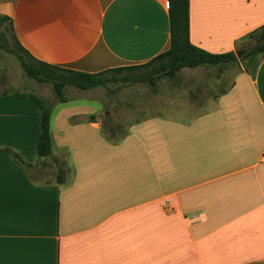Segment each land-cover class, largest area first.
<instances>
[{"label": "crops", "instance_id": "1", "mask_svg": "<svg viewBox=\"0 0 264 264\" xmlns=\"http://www.w3.org/2000/svg\"><path fill=\"white\" fill-rule=\"evenodd\" d=\"M201 1L189 0L190 42L236 51L244 31L210 30ZM0 15L34 58L75 71L169 46L157 0H0ZM250 56L202 111L157 113L117 140L92 104L58 102L44 181L27 171L46 161L37 101L0 94V264H264V51Z\"/></svg>", "mask_w": 264, "mask_h": 264}, {"label": "rangeland", "instance_id": "2", "mask_svg": "<svg viewBox=\"0 0 264 264\" xmlns=\"http://www.w3.org/2000/svg\"><path fill=\"white\" fill-rule=\"evenodd\" d=\"M198 8L200 15L211 20L210 30L221 26L223 34L229 37L235 31H244L237 39L238 49L248 43L246 34L263 19L259 12L264 9V0H202ZM235 14L239 15L236 20ZM1 16L0 94L26 93L56 112L62 105L58 104L60 100L52 83L27 75L24 64L33 61L14 41L9 21ZM248 46L251 48L252 43ZM241 63L243 61L239 59L221 66L197 65L171 69L165 60H156L139 68L105 72L101 75L104 83L89 88L66 84L63 95L66 101H71V105L92 104L103 133L111 140H117L128 133L133 124L157 113L178 111L191 115L192 112L202 111L205 102L215 91H222L231 85L234 74L241 70ZM51 155L44 157L46 161L39 163L41 166L27 168L33 179L44 181L47 177L45 173L50 172L48 165L52 164Z\"/></svg>", "mask_w": 264, "mask_h": 264}, {"label": "trees", "instance_id": "3", "mask_svg": "<svg viewBox=\"0 0 264 264\" xmlns=\"http://www.w3.org/2000/svg\"><path fill=\"white\" fill-rule=\"evenodd\" d=\"M169 24H170V39L169 46L166 50L156 55L147 62L117 67L103 70L96 73H88L82 71H75L58 65L50 64L34 58L27 50H25L18 42L13 33L9 17L1 16L9 21V29L12 32L14 41L18 44L20 49L24 51L33 63L24 64V70L30 77L49 81L53 85L54 92L59 97L60 102H65L63 95V87L66 84H72L78 88H89L104 83L101 75L108 71H119L123 68H139L146 66L156 60H165L171 69H178L181 66H215L225 65L228 63H235L239 59H244L257 52L264 51V23L249 31L246 34L248 43L245 46L252 47L242 56L237 57L236 52L226 51L221 53L209 52L201 47H198L190 42L189 39V0H169ZM239 49V48H238ZM32 96V95H31ZM38 103L41 120L40 133L37 140L36 151L39 157L50 156L52 153V141L50 132V116L51 107L42 103L39 99L32 96ZM94 119V116H90ZM16 160L22 163L18 155L13 154ZM62 170L59 169L57 174V181L61 182Z\"/></svg>", "mask_w": 264, "mask_h": 264}, {"label": "water", "instance_id": "4", "mask_svg": "<svg viewBox=\"0 0 264 264\" xmlns=\"http://www.w3.org/2000/svg\"><path fill=\"white\" fill-rule=\"evenodd\" d=\"M249 49H250L249 46H244V47H242V48L237 49V50L235 51V52H236V56H237V57L242 56V55L245 54Z\"/></svg>", "mask_w": 264, "mask_h": 264}, {"label": "built area", "instance_id": "5", "mask_svg": "<svg viewBox=\"0 0 264 264\" xmlns=\"http://www.w3.org/2000/svg\"><path fill=\"white\" fill-rule=\"evenodd\" d=\"M157 1H160L163 3V5L165 6V8H169V3L170 1L169 0H157Z\"/></svg>", "mask_w": 264, "mask_h": 264}]
</instances>
